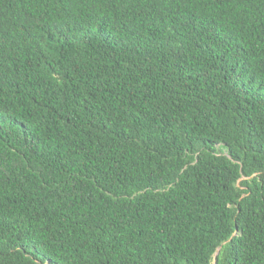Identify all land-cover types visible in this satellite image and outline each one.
Segmentation results:
<instances>
[{
    "label": "trees",
    "instance_id": "1",
    "mask_svg": "<svg viewBox=\"0 0 264 264\" xmlns=\"http://www.w3.org/2000/svg\"><path fill=\"white\" fill-rule=\"evenodd\" d=\"M0 264H264V0H0Z\"/></svg>",
    "mask_w": 264,
    "mask_h": 264
},
{
    "label": "water",
    "instance_id": "2",
    "mask_svg": "<svg viewBox=\"0 0 264 264\" xmlns=\"http://www.w3.org/2000/svg\"><path fill=\"white\" fill-rule=\"evenodd\" d=\"M220 249H221V247H219V249H218V251H217V253H216L217 255L219 254V252H220Z\"/></svg>",
    "mask_w": 264,
    "mask_h": 264
}]
</instances>
